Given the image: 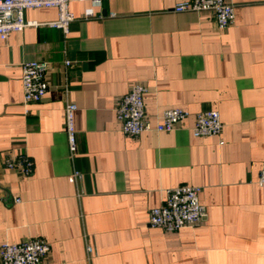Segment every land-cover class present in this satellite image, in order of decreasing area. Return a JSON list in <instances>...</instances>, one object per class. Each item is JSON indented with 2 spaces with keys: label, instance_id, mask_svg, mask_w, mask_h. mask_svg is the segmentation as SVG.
I'll list each match as a JSON object with an SVG mask.
<instances>
[{
  "label": "crops",
  "instance_id": "0c3cea01",
  "mask_svg": "<svg viewBox=\"0 0 264 264\" xmlns=\"http://www.w3.org/2000/svg\"><path fill=\"white\" fill-rule=\"evenodd\" d=\"M182 1L104 0L85 17L91 4L71 0L67 35L48 25L56 8H39L25 12L38 26L0 38V248L44 239L45 264H264V0H233L225 30L208 12H175ZM28 61L48 64L40 103L24 102ZM138 83L153 123L171 108L190 116L173 132L124 134L116 107ZM211 110L221 135L195 138L196 115ZM19 155L28 176L7 167ZM179 186L202 188L207 219L151 227L150 210Z\"/></svg>",
  "mask_w": 264,
  "mask_h": 264
},
{
  "label": "built area",
  "instance_id": "2783aa9c",
  "mask_svg": "<svg viewBox=\"0 0 264 264\" xmlns=\"http://www.w3.org/2000/svg\"><path fill=\"white\" fill-rule=\"evenodd\" d=\"M89 2L91 7L85 11V17L94 15V8L100 7L104 0H78ZM71 0H0V38L7 40L11 32H22L39 24L28 21L25 12L30 9L56 8L58 19L48 25L60 29L65 35L70 31L75 15L70 10ZM177 13L208 12L214 15L219 29L229 28L235 21L236 12L233 0H185L176 4ZM70 62H67L69 65ZM48 64L43 61H28L22 65V86L24 102L40 103L48 92ZM147 87L135 84L124 95L116 107V116L124 134L138 137L149 131L169 133L176 130L189 116L182 108L164 110L155 123L146 116L144 96ZM77 104L69 102L65 106V125L71 156L77 154V130L75 114ZM220 113L216 110L201 112L196 115L191 133L195 138L219 137L223 130ZM7 167L16 169L24 175H30L33 162L26 155H19L14 160H8ZM83 174L75 171L73 179L80 181ZM258 184L264 186V163L261 167ZM202 188L199 186H179L166 190V197L161 206L152 208L149 212L151 227L174 232L183 228L195 227L208 217L207 208L200 202ZM19 202V200H16ZM51 251V244L44 239H30L21 243H4L0 248L2 264H45V259ZM90 255L95 254L93 246H87Z\"/></svg>",
  "mask_w": 264,
  "mask_h": 264
}]
</instances>
